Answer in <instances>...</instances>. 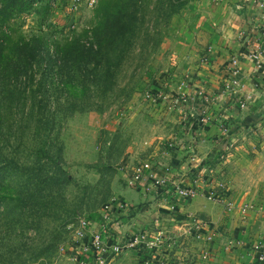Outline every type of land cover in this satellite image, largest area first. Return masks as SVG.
<instances>
[{
	"label": "rangeland",
	"instance_id": "rangeland-1",
	"mask_svg": "<svg viewBox=\"0 0 264 264\" xmlns=\"http://www.w3.org/2000/svg\"><path fill=\"white\" fill-rule=\"evenodd\" d=\"M89 1L34 0L28 12L9 19L5 30L26 41L41 38L53 53L56 44L91 34L102 0L93 7ZM178 1L184 5L169 16L173 0H144L141 30L110 92L97 97L99 92L91 90L84 100L54 104L57 94L50 90L49 103L35 106L32 116L29 99L12 93L14 101H6L0 122L3 157L33 178L18 173L0 181V264H79L83 239L75 231L80 218L99 216L106 204L123 198L132 171L152 169L170 152L176 96L169 94L182 84L199 50L193 40L195 16L200 4L208 1L210 8L221 2ZM42 71L33 66L26 78L3 80V92L24 84L40 98L43 91L35 83ZM46 122L44 139L39 130ZM44 140L58 166L37 161L34 152ZM43 180L52 184L37 185Z\"/></svg>",
	"mask_w": 264,
	"mask_h": 264
},
{
	"label": "crops",
	"instance_id": "crops-1",
	"mask_svg": "<svg viewBox=\"0 0 264 264\" xmlns=\"http://www.w3.org/2000/svg\"><path fill=\"white\" fill-rule=\"evenodd\" d=\"M206 3L199 5L193 28L194 45L199 50L193 51V64L182 84L169 94V98L176 96L171 117L174 137L168 139L172 149L158 158L162 161L157 166L145 171L155 170L182 187L195 186L196 197L182 203L181 213L204 218L214 232L206 264H264L255 259L256 244L264 238V56L260 67L245 56L246 43L251 40H259L264 54V41L260 40L264 13L243 0H221L210 8ZM233 57L239 60L243 95L248 99L244 110L225 89ZM181 98H185L183 102ZM202 108L206 109V123L199 121ZM227 126L224 133L222 128ZM231 142L233 147L222 151ZM219 182H225V201L233 202L234 209L207 199ZM123 195L113 206L126 203L132 208L126 213L113 208L112 237L121 238L130 229L153 231L169 213L166 200L140 186L126 185ZM244 203L253 209L242 212ZM100 216L90 219L93 230ZM194 248L197 252L199 245ZM144 259L143 254L132 251L110 264H143Z\"/></svg>",
	"mask_w": 264,
	"mask_h": 264
},
{
	"label": "trees",
	"instance_id": "trees-1",
	"mask_svg": "<svg viewBox=\"0 0 264 264\" xmlns=\"http://www.w3.org/2000/svg\"><path fill=\"white\" fill-rule=\"evenodd\" d=\"M33 2L34 0H0V122L2 108L8 104L6 101L12 103L15 99L12 98V93L22 96L24 101L30 100L29 115L32 116L36 111L35 106L41 107L43 102L49 103L50 90L57 94L54 104L60 100L69 102L72 98L84 100L86 93L91 90L99 92L97 97L110 92L124 56L137 38L145 17L144 0H102L95 12L97 21L91 34L88 36L86 32L70 38L66 44H56L51 53L50 45L41 38L33 37L26 41L22 36L5 30L9 19L28 12ZM178 2L173 0L167 7L170 10L169 16L184 5H177ZM33 66L37 69L43 67L44 76L35 83L36 89L43 91L40 98L35 95L32 87L27 88L24 84L22 88L3 92V80L18 78L21 74L26 78ZM74 103L72 102V107ZM46 124L48 123H45L42 131L39 130V136L44 139ZM3 150L1 146L0 181L4 178L12 179L24 171L14 159L6 160ZM34 153L37 161L45 159L48 163L57 165V161L46 150L45 140ZM23 174L33 178L29 174ZM51 184L47 180L37 183L42 187ZM93 218L94 216L90 217Z\"/></svg>",
	"mask_w": 264,
	"mask_h": 264
},
{
	"label": "built area",
	"instance_id": "built-area-1",
	"mask_svg": "<svg viewBox=\"0 0 264 264\" xmlns=\"http://www.w3.org/2000/svg\"><path fill=\"white\" fill-rule=\"evenodd\" d=\"M243 1L264 13V0ZM94 4L95 0L89 1L90 7H93ZM260 35H262L260 40L264 41V29ZM246 46H248L245 53L246 58L256 67L262 66L264 54L259 40L248 41ZM230 72L231 79L226 83L225 89L235 96L237 107L244 110L248 107V99L243 95L245 85L240 80L239 60L236 57L230 61ZM184 99L181 98L182 102ZM205 110L202 108L199 118L202 123L207 122ZM228 129L227 126L222 128V131L227 133ZM232 147L233 143H228L222 151L228 152ZM223 157L224 154L220 156V159L222 160ZM167 171L165 168V172ZM125 184L130 188L140 186L145 192L154 193L157 199L167 201L169 213L161 220L165 225H161V222L155 226L153 231L148 228L144 230L130 229L121 238L112 237L110 222L113 210L119 209L126 213L130 209V205L116 203V206H113L114 202L106 204L101 211L100 222L96 230L91 228L90 219L80 218L78 221L75 236L79 240L83 239L82 243L78 244L79 264H109L112 259L132 251L145 256L143 264H206L210 257L209 247L213 241L214 232L204 218L181 213L182 203L190 201L197 195L194 185L182 187L171 180L169 181L165 175H159L155 170L145 171L142 168L132 171L127 176ZM226 194L225 182H219L215 190L207 195V199L215 205H224L227 210H232L235 206L233 202L225 201ZM240 209L242 212H247L253 207L244 203ZM197 245H199V249L196 252L194 246ZM256 250V261L264 263V238L257 242Z\"/></svg>",
	"mask_w": 264,
	"mask_h": 264
}]
</instances>
